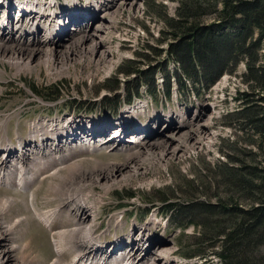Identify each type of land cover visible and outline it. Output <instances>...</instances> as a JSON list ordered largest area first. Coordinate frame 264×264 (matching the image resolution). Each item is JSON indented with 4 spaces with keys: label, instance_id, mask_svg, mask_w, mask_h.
Returning <instances> with one entry per match:
<instances>
[{
    "label": "rangeland",
    "instance_id": "374dc122",
    "mask_svg": "<svg viewBox=\"0 0 264 264\" xmlns=\"http://www.w3.org/2000/svg\"><path fill=\"white\" fill-rule=\"evenodd\" d=\"M56 1L62 9L77 7L81 12H85L84 15L92 17L93 22L87 23L89 20L83 22L82 24H87L86 28L83 31L79 30L78 33L74 32L73 27L71 28L70 25L63 34L66 35L67 33V37H61L59 41H53L50 44H44L42 41L39 44H34L33 42L37 41L38 38L32 36L27 37L30 45L22 43L23 39L26 38L22 30L17 33L12 31L14 35L11 34V36L16 39L12 38L13 40H10L4 36L0 42V138L5 143L8 139L7 141L16 144V137L19 135L21 139L17 137L19 139L18 144H21L22 141V143L26 142L28 148H26L28 153H25L24 156L28 160L27 169L35 176H41L29 182L25 194H20L21 191H18L14 185L10 190L0 187V227H3L2 230L4 228L12 230L7 240L5 239L2 244L0 243V264H54L56 259H59L61 264H72L74 262L76 255L73 260L71 258L76 249L70 248L68 243H71L73 247L77 243V246L80 247L79 243L84 242L79 235H81V231L85 229L87 223L90 220L92 221L91 212L85 207L86 214L82 213L80 216L76 214L77 210L75 211V208H72L73 205H76L73 201H69L71 202L69 208L67 207V204H69L67 200L65 201L67 204L63 203V199H67L64 197V188L68 190L71 188L70 183L66 181L69 169L65 168L59 171L54 168L52 169L54 177L41 179L50 172L51 167L57 165L59 156L56 158L55 153L57 150L61 151V147L64 146H69L66 151L67 154H74V158L77 157L75 160L89 171V176L93 174L99 178L98 184L94 185V197L99 207V215L96 216L98 222H104L105 219L115 213L126 215L122 223L116 227L113 226L114 221L109 219L111 234L107 237V243L111 240L113 233H117L116 236L123 237L122 241L126 243L125 238L130 237L131 232L140 229L146 234L147 243L142 239L141 243L145 244L137 247L140 248L138 253L141 255L144 248L149 246V250H146L141 256H148V262H143V264H166V262H169L170 260L162 256V248H165L169 253L173 264H221L211 250L207 253V258H210V260L201 257V253L206 250L207 243L205 241L207 238H200L195 227H185V230L182 231L173 225H169V221L166 222V218L160 216V211H163L164 203L178 202L179 200L185 202L187 199H193V194L199 197L201 201L216 204L219 200L225 198L224 191H226V188L224 187H226V183L216 176L223 171V167L229 165L234 169H243L244 167L263 165L264 155H261L257 134L253 135L250 131L238 132L236 129L231 128L229 125L233 124V114L223 117L226 113L238 110L239 105L234 100V96L239 91L246 92L250 90L243 80L244 61L238 63V66L231 72L228 70L210 91L203 93L199 99L196 98L195 91L188 88L181 96L173 95L171 100L165 101L161 91V87L164 86L162 80H164L165 70L163 69L165 67L163 66L168 63L167 71L175 73L177 65L171 60L169 62L165 60L166 44L174 42V38L162 34V31H169V29L163 25V22L157 21V18L162 17L164 13L168 17L174 16L179 0H156L160 2V5H164L162 8L150 7L153 6L152 3L156 4L155 0H135L137 7L134 9L125 7L126 2L129 0L114 1L111 6L105 3L99 4L98 0ZM149 1L150 3L147 4ZM1 11L2 9H0V23L6 20V16L1 15ZM94 12H97V14L94 15ZM98 15H104L107 23L103 21L104 19H100V22ZM210 21L211 18H207L204 23ZM19 33L20 35H18ZM95 33L101 35L100 42H97ZM1 36L0 32V39ZM161 37L165 40L158 43L157 40ZM69 38H73L70 39L71 42ZM69 43L74 44V47L67 48L66 46ZM150 47L159 49L160 54L156 53L157 56L154 57V52L151 51ZM259 54L263 55L264 50H260ZM261 60L263 61L264 58ZM123 61L136 62L137 65L135 66L140 70H154L157 96L150 97L149 90L146 86H143L140 87L142 99L136 100L131 105H125L126 90H124V87L126 85L123 84V86L116 88L113 81L114 78L119 79V85H121V81L134 80L136 72L128 75L118 73ZM15 63H20L21 67L15 65ZM27 63H30L29 68H25ZM121 68L125 70L128 67L123 66ZM109 88L117 91L118 98L114 106H121L118 108L117 113L111 110L112 107L111 109H104L101 105L104 96L110 99L113 98L114 90H109ZM50 95H54V97ZM59 95L61 96L60 99L66 100L58 99ZM76 99L83 101L80 102L83 104L88 102L89 108L94 113H102L107 119H117L121 112L124 113L130 108L143 106V110L137 109L136 118L131 119V130H134L135 127L162 128L166 125L165 119L170 113L173 114L176 123L182 120L186 122L191 117L193 118L195 113L198 114L201 109L204 110L209 107L208 115L201 124L206 129L207 126L209 127L208 131L213 135V138L204 141L201 134L202 130L196 122H194V125L190 122L186 125L188 128L185 126L181 130L177 126L174 130L188 132L193 136V139L187 138L188 142L184 143V146H187L185 149L183 148L176 157L163 158L160 154H157L155 155V162L153 158L145 159L146 154L137 155L134 163L138 165V171L133 172V169H129L132 172L128 173V170H124L123 175L119 174L114 182L111 179L107 180L104 176L102 177L96 168H100L101 164H114L121 168L126 161V157L128 161V154L135 151L132 148L139 140H134L135 137L138 138L137 133L133 135L134 137L130 136L132 134L125 135L122 140H119L122 143L121 145L116 141H112L115 142L116 146L119 145L123 149L107 148V146H101L98 143L96 146L102 148H96L92 152L85 149L87 147L85 143H81L83 138L80 134H83L85 138L95 139L97 133L103 132L106 126H101L102 128L98 132L93 130L96 133L92 136V132L89 133L85 129L86 133L82 132L83 129H79V126L75 125L73 134H76L75 136L79 140L69 141L71 138L65 139L63 133L58 134L57 139L60 143H56L53 147L52 141H50L48 142L49 146L47 145L48 149L46 146L45 151L42 150L45 159L48 155L47 151H51L55 156H50V159L46 160V167H40L38 165L40 161L36 163V160L40 158V154L37 151L34 152L35 145L39 146L40 144H37L34 140H29V134L33 131L31 126L40 124V120L47 122L55 119L61 120L71 113H75L77 116L82 114L83 111L70 108V102L77 101ZM132 109H130V113L133 114ZM204 114H206L205 111ZM155 116H157L158 122ZM70 118L72 116L66 119ZM66 119H64V123ZM137 121L142 126L136 124ZM205 121L210 122L206 124ZM111 123L118 125L115 120H112ZM240 123L243 124V120ZM108 125L109 128H115L109 123ZM168 126L169 124L167 128L154 129L158 135L156 140L157 138L164 139L176 133L172 129L170 132L164 133L167 131ZM110 132L113 135L112 131ZM47 137L55 138L51 135H47ZM60 138H62V141H60ZM100 138H102L100 140H105L104 137ZM141 139L144 138L141 137ZM28 140L29 142H27ZM196 140H200V142L193 143ZM78 143L80 145H77ZM123 143L126 144L123 145ZM87 144L90 145L89 142ZM59 146L60 148H58ZM127 146L129 147L127 148ZM50 147H53V149H50ZM16 151L17 149L14 148L11 153L17 155ZM36 156L39 158L37 159ZM139 156L141 157L136 160ZM78 158L82 161H79ZM31 160L34 162H31ZM50 162L52 164L48 166ZM58 165H60V161ZM38 167H40V171L37 172ZM17 174H20L19 171L12 169L4 175L15 177ZM185 180L190 181V183H186ZM30 192L34 194L35 207L44 209L45 213L54 214V211L48 209H54L60 202L65 206L52 221L54 229L52 232H55V234L57 232L59 234L58 238L60 234L64 235L65 245H62L60 255L55 254L53 251L51 231L36 221V213L34 215L32 211V208L34 210L32 202L30 205ZM129 192L134 193V199L124 196ZM118 193L122 196L118 197ZM201 193L204 194L201 195ZM147 199H151L152 203H148ZM6 201H9L10 204L6 209H3V203ZM239 204L244 208L248 206V202L245 200L239 202ZM83 205L84 203H82ZM143 210L148 215L144 220L141 218ZM133 213H136V218ZM38 219L40 218L38 217ZM44 225L47 226L45 223ZM50 229L52 228L50 227ZM141 235L142 237L145 236L143 233ZM54 236L57 238V235ZM115 244H113L114 247ZM117 244L121 247L123 245L122 242ZM12 246L15 249L11 257L6 258V253L2 254V252H8ZM121 249L113 257L119 254ZM213 249H216V247ZM101 250L104 252L103 249ZM124 255L119 258V262H121Z\"/></svg>",
    "mask_w": 264,
    "mask_h": 264
},
{
    "label": "trees",
    "instance_id": "16d2710c",
    "mask_svg": "<svg viewBox=\"0 0 264 264\" xmlns=\"http://www.w3.org/2000/svg\"><path fill=\"white\" fill-rule=\"evenodd\" d=\"M152 4L150 7H164L157 1ZM207 18L211 21L204 23ZM157 21L169 29L162 34L174 38V42L166 44L165 60L177 65L176 72L169 75L168 63L164 64V95L170 94L171 79L176 80L182 93L187 87L208 90L228 70L231 72L244 61L243 80L250 90L235 97L240 108L234 112L230 126L238 132L257 134L263 156L264 54L259 51L264 50V0H179L174 16L164 13ZM164 40L161 37L157 42ZM150 48L154 57L160 54L159 49ZM135 65L136 62L123 61L118 72L124 75L136 72L134 80L121 81V85L119 79L110 80L116 88L126 85L127 101L140 96V87L152 91L156 88L154 70H140ZM123 66L128 68L123 70ZM216 176L226 183L224 199L210 204L193 194L194 198L187 199L188 202L164 203L162 214L182 231L193 226L200 238H207L203 258L211 250L221 264H264V157L259 167L234 169L228 165ZM124 196L135 195L129 192ZM244 200L248 202L245 208L239 204Z\"/></svg>",
    "mask_w": 264,
    "mask_h": 264
},
{
    "label": "bare ground",
    "instance_id": "6f19581e",
    "mask_svg": "<svg viewBox=\"0 0 264 264\" xmlns=\"http://www.w3.org/2000/svg\"><path fill=\"white\" fill-rule=\"evenodd\" d=\"M7 3H9V0H8V2H6L5 5H7ZM16 4L18 5V3H16ZM24 4H25V6L27 8L31 9V11L33 10L32 5L34 4V2L27 0L26 2H24ZM13 7H14V5L10 4L8 10H10V8H13ZM125 7L126 8H130V9H134V8L137 7V3H136L135 0H129L128 2H126ZM74 13H75V11H74ZM29 15H31V13H29ZM71 20H74L73 22L76 23V25H77V27H78V29L80 31H83V29L86 28L85 26L87 24H82L83 22H85L87 20H89V22H87V23H92L93 22L91 20V17H85L81 12H76L74 14V17ZM103 21H105V23H107L106 19H104ZM100 22H101V20H100ZM89 28H91V27H89ZM0 30L2 31V33H1L2 36H1L0 42H1V40H2V38L4 36H6L10 40L16 39V38H14V36H11V33H10V31H8L6 26L1 27ZM60 34L63 35L65 33L64 32L62 33V31H61ZM95 38H96L97 42L98 41L100 42L101 35L95 33ZM70 39H73V38H69V41H70ZM19 42L21 43V41H19ZM38 42L40 43L41 41H38ZM22 43H26V44L30 45L28 40H26L25 42H22ZM71 46L74 47V44L71 45L69 43L66 47L70 48ZM15 65H18V66L21 67L20 63H15ZM29 67H30V63H27L25 65V68H29ZM141 110H143V109H141ZM209 110H210L209 107H207L204 110L201 109L198 114H195L193 116V118L191 117V119H188L186 122H183V120H182L179 123L174 122L173 115H168L167 118L169 120V123H168L169 126H168L167 131H165L164 133L170 132L171 129H172V131H176V133L171 134V135L165 137L164 139H161V138L158 139L157 138V140H156V137H158V135L156 134L157 131H154V129H152V127H146L145 129L144 128L136 129V133H137V136H138L137 139H139V140H137V142L135 141L136 142L135 143L136 147L132 148L135 151H133V153L130 152L128 154V156H129L128 157V161H127V157H126V161L127 162L125 161V163L122 165L121 168H119L118 166H116L114 164H109V165L101 164V167L100 168H96V170L99 171V173L101 174L102 177L104 176V178H106L107 180L111 179L112 181L115 182L116 181V177H118L119 174L123 175L124 170H128V173L132 172L129 169H133L134 170L133 172H137L138 171L137 170L138 169V165L136 163H134L135 157L137 155L146 154L147 157H145V159L149 160V159L153 158L154 162L156 161L155 155H157V154H160L163 158L164 157H169V156L170 157H176L183 148L185 149L187 147V146H184V143L188 142L187 138L188 139H193V136L190 133H188V132L184 133L182 131L174 130V128L178 126L179 130H181L182 128H185V126L187 124H189L190 122H192V125H194V122H196L197 125L201 128V130H202L201 134H202V138L204 139V141L211 140L213 138V135L210 133V131H208L209 127L207 126V129H206L205 126H203L201 124V122L204 119H206V116L208 115L207 111H209ZM204 111H205L206 114H204ZM201 113H202V115H201ZM128 114H129L128 112H125L124 116H122V118L120 120L121 126H122V124L125 123V120L128 119ZM155 119H157V118H155ZM209 122L210 121H208V122L205 121L206 124H208ZM176 124H178V125H176ZM58 125L59 124H57V126ZM75 125L79 126V123L78 122L76 123V120L74 118H70V119H66L65 123L63 121V125L59 129L56 128L57 126L54 128V127H52L50 125V127H52V130H55L56 132L58 131L55 134L56 138H58V134L63 133L64 131H67V133H68L67 136L69 138H71V140L74 139L75 141L76 140L78 141L79 139L76 138V136H75L76 134H73L74 130H75V128H73V127ZM131 127H132V125H131ZM178 128H176V129H178ZM35 129H36V132H38L37 126L35 127ZM79 129H81V128L79 127ZM116 130H119V129H116ZM70 131H72L71 134H70ZM95 131L98 132L97 129H95ZM95 131H91L92 132V134H91L92 136L95 135V133H96ZM82 132L86 133V131L84 129H83ZM194 132H192V133H194ZM139 133H141V135H143V136L139 135ZM171 133H173V132H171ZM141 137L144 138V139H141ZM100 139H102V138H100ZM18 140H17V145H19V146H17V148L19 149L20 154H19L18 151H16V153H18L17 155L11 153V147L12 146L9 144V141L6 140V142H8V144H5L4 142H2L0 140V153L6 154V157L4 159H3V156L0 158V182H2L5 185V184H8L9 182L13 181L17 186H22V189L25 190L29 186V182L30 181L34 180V178H36V177H41V176L40 175L39 176H35L34 174H32L31 171H29L27 169L28 160L24 157L25 153H28V151L26 150L27 146L25 147V143H22V142H21V144H18ZM41 140H40V145L39 146L35 145L36 149L37 148L38 149L37 150L35 149V151L32 150V149L31 150L34 151L35 153L37 151L40 154V158L38 156H36L37 159L39 158L38 160H36V163L38 161H40L41 165L40 164H38V165L40 167H42V166L46 167L47 166V161L43 157V155H44L43 151H45L46 146L48 145V144H45V143H48V141H50L51 139L45 138V139H41ZM57 141L59 142V139H57ZM60 141H62V138H60ZM199 142H200V140H196L193 143L197 144ZM81 143H84L83 140H81ZM118 143L120 145L122 144L121 142H118ZM124 144H126V143H123V145ZM103 145L107 146V148L113 147V148L119 149V150L123 149L119 145L116 146L115 142H112V141H106ZM129 146H130V144H129ZM129 146H127V148ZM58 148H60V146ZM67 148H69V146L68 147H66V146L61 147V151L57 150L55 155L59 156L60 165H57V167H55L56 166L55 165V166H53L51 168L53 169L55 167L59 171H60V167L64 168V169L65 168L69 169L68 179L66 181H67V183H70L71 188L69 190L64 188V190H65L64 191V197H66L67 199H63V203L67 204V202H65L66 200L68 202L69 201H73L76 205H73L72 207L75 208V211L77 210L76 214H79L80 216H81L82 213H85V207L89 209V212H91L90 216H92L93 219H92V221L90 220L87 223V225L85 226V229L83 231H81V235H79V237H82V239L84 241L82 244H84L85 246H88L89 244H91L90 247L92 245H95V244L98 246L99 245V244H97L98 241H94L92 243L94 238L92 237L91 229L94 228L96 216L99 215L98 214L99 207H98L97 202H96L95 197H94L95 196V194H94V187L95 186L94 185H96V183L98 184L99 178L95 177L93 174L89 176V174H90L89 171L87 169H85L80 162L75 160L77 157L74 158V154L73 155H71L70 153H69V155L67 154V152H66ZM47 149H48V146H47ZM68 150H70V149H68ZM128 151H129V149H128ZM60 154H66V155H62L61 156ZM75 154H76V151H75ZM140 157L141 156L136 158V160L139 159ZM31 162H34V161L31 160ZM51 164L52 163L50 162L48 166H50ZM40 167H38L36 169L37 172L40 171ZM12 169L18 170L20 174H17L15 177H8V176L4 175V174L8 173L9 171H11ZM79 178H80V180H78ZM95 179H96V181H94ZM9 180H11V181H9ZM19 183H21V184H19ZM87 188H89V189H87ZM54 193L56 195H58L55 191H54ZM92 195H93V197H92ZM31 197H32V202H33L34 201V194H31ZM70 203L71 202H69V204H67L68 208L71 207ZM82 203H84L83 206H82ZM9 204H10L9 201H6L5 203H3V209H6L9 206ZM59 205H62L61 202H60ZM32 206L34 207L33 203H32ZM34 211H35L36 215L41 219V220L39 219L40 222H42L43 224L45 223L47 225V227H51V225H48L49 217L51 216L50 213H45V211H43V210L41 212H38L35 207H34ZM43 217L45 218V221L42 220ZM82 225H83V223L80 226L82 227ZM2 229H3V227H0V243L1 244L3 243V241L5 239L7 240L9 233L12 231L11 229H6V228H4V230H2ZM75 231H77V230H75ZM63 238H64V235L60 234V237L58 238V240L55 243V244H57L59 242L60 250L63 248L62 245H65L64 244L65 240L63 241ZM142 239H143V237L140 234L139 237L136 239V241H134V243L132 244L133 246L131 247V249L129 251H127L126 253L122 254V255L125 254L122 257V259H121V261H123V264H143V262H148V260H147L148 256L141 257L140 254L138 253V250L140 248H137V247L141 246L139 243L142 241ZM145 242H146V240H145ZM73 248L76 249V251H77L76 253L77 254H76L74 262L72 264H77L79 261H80V263H82L83 259L86 258L88 256V254H89V252L87 251L88 250L87 247H86V249H81L80 247L77 246V243H76V245ZM120 248H123V245L121 247L119 244L116 243L115 247L113 248V250H115V252H117ZM14 249H15V247L12 246L9 249L8 252H2V254L6 253L5 257L6 258L7 257L10 258ZM0 250H1V247H0ZM161 250H162V252H161L162 256H164L168 260H170L169 262H166V264H168V263L169 264L170 263L173 264V260H171V256L165 250V248H162ZM119 258L117 259L118 260V264L120 263L119 262ZM54 264H61V262H60L59 259H56Z\"/></svg>",
    "mask_w": 264,
    "mask_h": 264
}]
</instances>
